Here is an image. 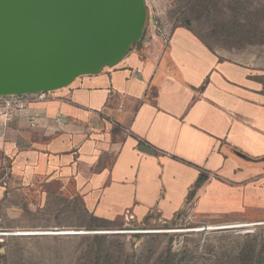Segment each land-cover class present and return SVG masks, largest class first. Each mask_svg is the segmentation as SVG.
I'll use <instances>...</instances> for the list:
<instances>
[{
    "label": "crops",
    "instance_id": "1",
    "mask_svg": "<svg viewBox=\"0 0 264 264\" xmlns=\"http://www.w3.org/2000/svg\"><path fill=\"white\" fill-rule=\"evenodd\" d=\"M137 41L26 108L0 97V222L51 183L107 220H264V64L184 26Z\"/></svg>",
    "mask_w": 264,
    "mask_h": 264
},
{
    "label": "rangeland",
    "instance_id": "2",
    "mask_svg": "<svg viewBox=\"0 0 264 264\" xmlns=\"http://www.w3.org/2000/svg\"><path fill=\"white\" fill-rule=\"evenodd\" d=\"M143 1L148 23L157 21L166 30L184 26L221 57L264 64V0ZM24 195L12 199L19 210L0 222V264H87L84 253L91 241L81 236L92 234L120 235L112 238L113 247L120 246L133 263L184 251L201 264L208 256L207 243L218 244L226 235L243 241L264 232V220L232 224L188 213L140 222L122 217L110 220L107 228L91 229L103 222L93 218L80 197L68 196L55 184ZM239 224L244 226H233ZM71 231L84 233H60Z\"/></svg>",
    "mask_w": 264,
    "mask_h": 264
},
{
    "label": "water",
    "instance_id": "3",
    "mask_svg": "<svg viewBox=\"0 0 264 264\" xmlns=\"http://www.w3.org/2000/svg\"><path fill=\"white\" fill-rule=\"evenodd\" d=\"M147 21L143 0H0V96L51 91L114 65Z\"/></svg>",
    "mask_w": 264,
    "mask_h": 264
},
{
    "label": "trees",
    "instance_id": "4",
    "mask_svg": "<svg viewBox=\"0 0 264 264\" xmlns=\"http://www.w3.org/2000/svg\"><path fill=\"white\" fill-rule=\"evenodd\" d=\"M199 183L198 180L195 185ZM179 215L182 214L175 217ZM93 218L103 223L91 225L89 228H107L109 226L110 220L96 216ZM153 218L160 219L159 215L149 214L145 220ZM134 236L138 237L139 235L135 234ZM81 237L91 241L84 253L87 264H141L142 262L141 258H138L133 263L125 256L120 246L113 247L112 238H119L118 234H92ZM219 240L218 244L207 243L205 245L208 256L201 264H264V232L260 236L253 235L243 241L234 240L227 235L220 237ZM190 256L192 255L184 251H174L164 257L162 255L153 256V259H150L151 261L147 259V262L148 264H198V261H194Z\"/></svg>",
    "mask_w": 264,
    "mask_h": 264
},
{
    "label": "built area",
    "instance_id": "5",
    "mask_svg": "<svg viewBox=\"0 0 264 264\" xmlns=\"http://www.w3.org/2000/svg\"><path fill=\"white\" fill-rule=\"evenodd\" d=\"M154 28L158 31H160V27L157 23V21L151 20ZM0 97H7L5 98L4 103L7 107L14 106L16 108H26L28 103H30L33 100H40L45 97V92L40 91L36 93H29V94H11V95H4ZM56 123H63L64 118L62 117H56L55 118ZM30 125H35L34 120L30 121Z\"/></svg>",
    "mask_w": 264,
    "mask_h": 264
},
{
    "label": "flooded vegetation",
    "instance_id": "6",
    "mask_svg": "<svg viewBox=\"0 0 264 264\" xmlns=\"http://www.w3.org/2000/svg\"><path fill=\"white\" fill-rule=\"evenodd\" d=\"M136 43H138V41H134V42H133V45H135Z\"/></svg>",
    "mask_w": 264,
    "mask_h": 264
},
{
    "label": "bare ground",
    "instance_id": "7",
    "mask_svg": "<svg viewBox=\"0 0 264 264\" xmlns=\"http://www.w3.org/2000/svg\"><path fill=\"white\" fill-rule=\"evenodd\" d=\"M232 224H234V223H232ZM228 226H232V225H228ZM246 226V225H245ZM248 226V225H247Z\"/></svg>",
    "mask_w": 264,
    "mask_h": 264
}]
</instances>
